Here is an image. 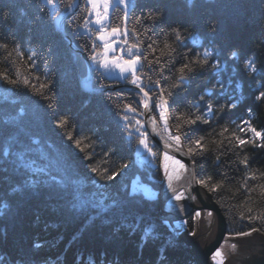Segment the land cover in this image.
I'll return each instance as SVG.
<instances>
[{
	"label": "trees",
	"instance_id": "trees-1",
	"mask_svg": "<svg viewBox=\"0 0 264 264\" xmlns=\"http://www.w3.org/2000/svg\"><path fill=\"white\" fill-rule=\"evenodd\" d=\"M73 2L53 0L49 5L45 0H0V44L8 45L0 46V153L13 145L12 153L24 154L22 160L11 156L15 171L0 156V264H16L15 258H22L25 264H200L192 246L163 217V153L155 144V156L139 145L136 120L144 126L142 104L129 88H112L116 82L106 79L101 70L94 71L93 90L86 91L82 85L87 66L71 41L82 42L89 55L87 46L90 49V40L95 37L82 27L89 12L87 3L81 1L65 21V31L56 28V18ZM128 3L129 40L138 43L147 56L142 60L146 65L143 82L160 79L161 87L167 89L165 96L172 93L169 103L174 106L169 111L173 117H180V123L189 119L190 112L203 114L205 102L213 106L215 116L208 117L209 123L197 121L190 125L192 131L181 137L185 151L193 146L191 141L201 139L203 154L195 157L197 180L206 179L208 188L220 185L215 191L200 186L220 207L229 234L256 229L264 235V148L251 142L264 143V99H256L264 91V0ZM132 3L136 4L134 12ZM145 10L153 15L162 13L163 22L142 16ZM123 11L124 6L115 7L112 15L122 17ZM136 17H140L139 22L133 23ZM172 28L181 29L183 45L175 40ZM192 38L197 41L195 45ZM209 49L214 54L203 64L202 53ZM33 53L35 60L29 59ZM217 58L221 62L218 74L212 66ZM250 59L255 61V73L246 66ZM34 62L36 66L31 67ZM185 63L193 70H185L188 82L171 87L177 84L179 67ZM4 75L18 84H9ZM49 80L55 83L50 98L44 99L49 89L40 85ZM224 85L238 97L222 94ZM259 85L261 89L255 91ZM194 103H199V108H192ZM233 103L236 106L229 108ZM129 104L135 113L127 109ZM221 107L222 111H216ZM123 115L129 116L127 127ZM63 116L76 125L67 129L74 139L81 133L91 135L95 129L103 140L97 142L90 160H84L83 154L75 155L77 171L65 176L70 189L79 181L87 199L109 205L103 212L74 210L67 193L51 199L47 189L26 191L20 187L21 165H32L35 171L50 164V170L57 172L58 158L71 143L52 123ZM190 118L195 119V115ZM169 123L171 127L175 120ZM249 126L261 132V137H255ZM237 137L249 142L239 145ZM87 143H82L85 152L90 151ZM125 163L129 168L121 171ZM86 164L96 167L98 173H91ZM113 170L121 173L114 181L100 179L99 173L107 175ZM93 176L96 185L90 182ZM104 184L109 186L107 190ZM113 198L126 207L114 211ZM129 200L134 202L129 204ZM186 226L193 232L191 219Z\"/></svg>",
	"mask_w": 264,
	"mask_h": 264
},
{
	"label": "snow or ice",
	"instance_id": "snow-or-ice-1",
	"mask_svg": "<svg viewBox=\"0 0 264 264\" xmlns=\"http://www.w3.org/2000/svg\"><path fill=\"white\" fill-rule=\"evenodd\" d=\"M45 2L49 5L53 4V0H45ZM87 4L91 6L92 11L88 12V16L92 17L91 19H85L83 23V28L90 34V36L94 35L95 39L91 40V47L88 49L89 55L87 57V61L89 64V68L101 70L106 79L116 82L117 84L123 82L126 85H131L132 88L129 89L131 94H134L137 97V102L142 104V108L148 112L152 111V105H155V109L163 121L164 131L168 133V138L163 141L164 146L169 149H174L177 153H182V156H187L190 158V163L186 165L182 162V159H177L175 155H170L168 151L163 152V160L170 161L172 163V172L173 173H185L188 171L189 167L194 169L196 165L195 157L198 155H202L203 145L201 144V139H195L191 141L193 146L187 148V151H183L184 142L181 140L182 136H186L188 132H191L192 129L190 125H195L197 121L202 123H209L208 117H214L215 112L213 111V106L210 102H205V112L201 115H196L193 112L189 113V119L180 123V117H173L172 113L169 111L171 105L169 103L172 98V93L168 92V96H165L166 88L161 87L160 79L152 81L149 78V84H145L142 79V74L145 69V63L142 60H146L147 56L144 51H142L139 47L138 43H131L129 40V28L127 27L129 20V3L128 0H115V5L118 8L119 5H124L123 16L120 15H112L109 12L110 6L113 4V0H102V8L97 7V0H87ZM75 6V5H72ZM136 8V4L132 3L131 10L134 12ZM142 16H147L153 21L163 22L162 17L163 14L157 12L155 15L152 14L151 10H145L141 13ZM140 17H136L133 20V23H138ZM77 27H80L79 25ZM57 30L63 28V24L60 21L56 22ZM171 32L175 34V40L180 42L182 45L184 43L183 38L181 36V29L172 28ZM132 35L135 36V29L132 30ZM192 43L195 45L197 41L195 38H192ZM0 46L7 48L8 45L6 43L0 44ZM186 46V45H185ZM80 47L79 45L77 46ZM148 48H152L151 43L148 44ZM154 51V49H153ZM213 51L211 49L205 50L202 53L203 56V64H206L209 57L213 56ZM232 56L235 57L236 53L233 52ZM29 59L35 60V53H33ZM150 63V62H149ZM199 64V61H197ZM246 66L250 68V71L255 73L257 71L256 64L254 60H247ZM35 62L31 65V67H35ZM203 67L202 64H200ZM217 74L221 69V62L217 58L213 61L212 65ZM188 69L189 73H192L193 70L189 68L188 63L183 64L179 67V79L177 84L171 85V87H179L180 85H185L188 82V76L185 75V70ZM9 84L16 85L18 84L17 80L9 79L7 75L3 76ZM25 84H28V81H24ZM54 81L49 80L47 84H41V88H48L49 95H44V99H49L52 94V88L54 85ZM218 84H221V81H217ZM111 87V85H107ZM105 85H101V88H104ZM150 92L152 95H150ZM43 95V94H42ZM153 95L156 96V99L153 101ZM200 100H203V95L200 96ZM257 100L264 99V91H260ZM236 104L233 103L231 107H235ZM49 107L52 108L53 105L49 104ZM128 110L135 113L136 109L132 108L129 104L126 106ZM192 108H199V103H194L191 105ZM216 111H222V107L217 109ZM249 111H251L249 109ZM143 115V113H141ZM183 115V114H181ZM192 115H195V119L190 118ZM152 126L153 129L156 125V118L152 116ZM170 120H175V123L170 127ZM122 121L124 122L125 127L130 123L129 116L123 115ZM57 130L59 135L63 136L65 141L71 142L67 144L64 149V152L60 154L58 158L59 168L56 173H53L51 169V165H44L40 167L38 170H33L32 165H21L20 171L23 173V177L20 181V187L26 191H38L41 189H47L49 197L51 199H56L57 197H63L65 193L68 194V203L71 204V207L77 211H86L89 209H95L97 213L105 211L109 205L101 204L100 201H94L87 199L83 193L80 191L79 181L75 182V189H70L68 183L65 179V176H70L77 171V167L75 165V161L73 157L78 154H83L84 160H90L92 155L94 154V149L97 144L103 143L102 138L98 135L97 130L93 129L91 135H85L81 133L78 138L73 137V133L68 131V128L75 129L76 125L74 123H69L68 116H63L61 118H57L52 122ZM248 123L247 121H243L242 124ZM136 124L139 126L136 129V133L139 138V145L143 147L147 153H153L154 141L151 142L148 139V132L143 130V123L140 120H136ZM172 127L175 128V132L173 133ZM249 130L254 133V136L259 138L261 137V132L257 131L255 127L249 126ZM223 131H227L225 128ZM241 131H244L243 127H241ZM129 138L132 137V132L128 133ZM223 135V132H221ZM95 136V140L93 139ZM239 145H244L249 141L245 139H240L237 137ZM84 141H88L87 148L90 150L89 152H85V148L82 147V143ZM255 147L264 148V143L256 144L255 140L251 141ZM13 145H7L3 152L0 153L5 159V165L15 171V165L10 164L11 156L15 155L18 159H23V153H12L10 150ZM75 149V152L72 149ZM111 151V150H110ZM143 154V153H140ZM107 155V153H106ZM245 166H247V160L244 161ZM89 169V171L93 174L98 173V169L96 167L90 166L88 164L85 165ZM129 168V164L125 163L121 171ZM169 165L167 163L164 164V174L167 180V187L171 190L172 195L169 197L170 201L175 204L177 201L181 200H195V195L192 194L191 188H185L183 191H178L176 187L173 186V175L168 171ZM108 171V170H105ZM116 171H111L107 175L103 173H99L100 179L104 181H114L118 175ZM59 175V179L57 176ZM255 178V177H253ZM192 180L196 183L197 186L203 185L205 188H208V183L206 179H196L193 174ZM91 183L95 184L98 181L96 177L93 176L90 180ZM102 187L107 190L109 187L107 184L102 185ZM220 187L219 184L214 185L212 188H208V191H215ZM187 193V195H186ZM114 200V208L113 210H122L125 205H123L119 200ZM133 200H129V204L133 203ZM182 210V209H181ZM194 215L199 216L201 213L196 211ZM211 215V212H209ZM251 220L252 217L249 216ZM151 226L148 225L147 228ZM145 230L144 236L147 238L149 236V231ZM173 231L179 232V228L173 227ZM252 231H256L253 229ZM194 234V233H193ZM250 233H237V235H249ZM235 247V245H233ZM35 247H41L40 244H36ZM217 257H220L221 260L219 264H224L223 254L220 250L215 251L212 259L215 261Z\"/></svg>",
	"mask_w": 264,
	"mask_h": 264
},
{
	"label": "water",
	"instance_id": "water-1",
	"mask_svg": "<svg viewBox=\"0 0 264 264\" xmlns=\"http://www.w3.org/2000/svg\"><path fill=\"white\" fill-rule=\"evenodd\" d=\"M81 1L82 0H76L74 9L59 16L58 21L64 24V22L70 18L73 11L79 6ZM60 30L64 31L63 28ZM73 47L79 54L83 56L88 66V76L82 81V85L86 91L92 90V78L94 75V70L89 68L85 53H81L74 44ZM112 88L131 89L132 86L123 83H116V85ZM109 89L111 88L109 87ZM152 111L148 112L143 109L144 125L149 136L152 138V141H154L156 146L159 147L161 151H168L170 155H175L188 165L190 163L189 157L182 156V153H177L174 151V149H169L164 146V140L160 139L157 135L156 129H153L151 119ZM193 174L196 177L195 167L194 169L189 167L186 181L181 178L180 181L173 186L176 187L178 191H183L185 188L190 187L192 194L196 197L194 201L185 199L177 201L175 204H173V202H171L169 199V197L172 195L171 190L167 187V185L163 186V217L166 220L169 219L173 227L179 228V232H176V234L179 237H184L187 243L192 246L196 257L201 264H214L210 261V256L222 243L227 233V225L220 207L217 205V203H215L211 194L207 190H204L200 185H196V183L192 180ZM197 208L201 209V215H195L196 227L194 228V234H188V227L182 228V223L173 220H182ZM209 212H211V215H209ZM249 233V235H228L226 237L228 240L237 241L238 244H233L235 247L232 245L234 251H231L228 246H225V254L227 255V259L224 260V264H264V235L258 230L251 231Z\"/></svg>",
	"mask_w": 264,
	"mask_h": 264
},
{
	"label": "rangeland",
	"instance_id": "rangeland-1",
	"mask_svg": "<svg viewBox=\"0 0 264 264\" xmlns=\"http://www.w3.org/2000/svg\"><path fill=\"white\" fill-rule=\"evenodd\" d=\"M84 2L87 3V0H84ZM101 4H102V0H97V7H98V8H102V7H101ZM88 9H89L90 12L92 11L90 5H89ZM89 18L91 19L92 17H89ZM67 20H68V19H67ZM63 28H64V31H65V22H64V24H63ZM83 30H84V28H83ZM89 39H90V37H89ZM72 42H73V41H72ZM86 42H87V41H86ZM73 44L75 45V47H77L78 45H79V46H83L82 42H80V44H79V42H77V43H74V42H73ZM77 48H78V47H77ZM84 48H85V47H84ZM87 49H89L88 46H87ZM85 55L88 57V54H87V53H85ZM83 61H84L83 63H85V65L87 66V63H86V61H85L84 58H83ZM92 90H93V89H92ZM153 101H154V100H153ZM152 108H153V111H152V113H151V116H155V118H156L155 129H156L157 135L159 136L160 139H162V140H166V139L168 138V133H167L166 131H164L163 121L160 119V117H159V115H158V113H157V111H156V109H155V105H154V104L152 105ZM142 117H143V119H144V112H143ZM143 121H144V120H143ZM149 138L152 140V138H151L150 136H149ZM154 144H155V143H154ZM155 145H156V144H155ZM183 151H185V150L183 149ZM161 152H162V151H161ZM177 159H179V158H177ZM182 162L185 163V164L187 165L186 162H184V161H182ZM165 163H167V164L169 165L168 171H169L170 174L173 175V185H176V184L180 181L181 178H183V180L186 181V179H187V172H185V173H179V172H177V173H173V172H172V167H173V166H172V163H171L170 161H164V160H163V154H162V160H161V168H162V172H163L162 186L167 185V180H166V177H165V174H164V164H165ZM95 185H96V184H95ZM200 210H201L200 208L195 209L190 215H188V216L186 217V219H184V220H186V221H183V219H182V220H173V221H176V222H180V223H182V228H185V227H187L186 224H185V222H187L188 219H191L192 225H193V227L195 228V227H196V224H195V215H194V213H195L196 211H199V212H200ZM224 219H225V217H224ZM167 222H168V224L170 225V227L173 229V226H172V224L170 223L169 219L167 220ZM225 222H226V220H225ZM226 225H227V224H226ZM192 231L194 232V229H193ZM251 231H252V230H251ZM251 231H248V232H246V233H249V232H251ZM193 232H191V230L188 228V234H192ZM228 235H237V234H228ZM228 235H227V236H228ZM227 236H225V238H224V240L222 241V243H221V244L219 245V247H217V249L215 250V251L220 250V251L222 252L224 260L227 259V255L225 254V246H228V247L230 248L231 251H234V248H233L232 245H233V244H238V242L235 241V240H228V239H226ZM215 251H214V252L211 254V256H210V258H211V262H213L214 264H219V261L221 260L220 257H217L215 261L212 259V257H213V255H214Z\"/></svg>",
	"mask_w": 264,
	"mask_h": 264
},
{
	"label": "bare ground",
	"instance_id": "bare-ground-1",
	"mask_svg": "<svg viewBox=\"0 0 264 264\" xmlns=\"http://www.w3.org/2000/svg\"><path fill=\"white\" fill-rule=\"evenodd\" d=\"M72 40V39H71ZM88 40V39H87ZM74 43H76V42H78V41H75V40H72ZM80 42V41H79ZM90 42H91V40H90ZM86 43V42H85ZM90 47H91V43H90ZM78 50L81 52V53H86L85 51H84V48L83 47H79L78 48ZM77 52V51H76ZM78 53V52H77ZM79 54V53H78ZM82 58H83V56L81 55V54H79ZM222 83V82H221ZM261 85H259V86H255V88H254V90L255 91H259L261 88H259ZM226 89V85H224V87L222 88V90L223 91H221V93L222 94H224V95H231L232 96V99L233 98H235V97H238V95H237V93H236V91H230V90H225ZM231 105V104H230ZM231 106H229V108H230ZM247 117V116H246ZM240 122H238V124H239ZM184 219H186V218H184ZM183 219V221H186V220H184ZM185 224H187V222H185ZM229 233L227 232L226 233V235L225 236H227ZM225 238V237H224ZM224 240V239H223ZM6 257L8 258V259H10L11 260V256L10 255H6ZM25 260H23L22 258L20 259V258H15L14 260H13V262H15L16 264H25V262H24ZM210 261H211V258H210ZM201 264V263H200Z\"/></svg>",
	"mask_w": 264,
	"mask_h": 264
}]
</instances>
